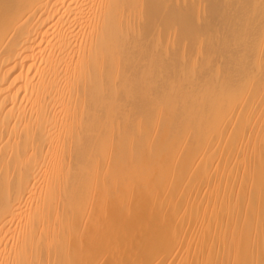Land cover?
<instances>
[{
  "label": "bare ground",
  "instance_id": "bare-ground-1",
  "mask_svg": "<svg viewBox=\"0 0 264 264\" xmlns=\"http://www.w3.org/2000/svg\"><path fill=\"white\" fill-rule=\"evenodd\" d=\"M0 264H264V0H0Z\"/></svg>",
  "mask_w": 264,
  "mask_h": 264
}]
</instances>
